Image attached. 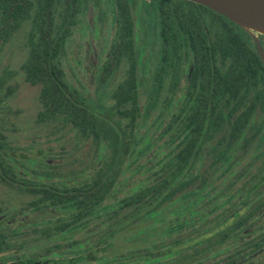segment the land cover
<instances>
[{
  "label": "flooded vegetation",
  "instance_id": "flooded-vegetation-1",
  "mask_svg": "<svg viewBox=\"0 0 264 264\" xmlns=\"http://www.w3.org/2000/svg\"><path fill=\"white\" fill-rule=\"evenodd\" d=\"M137 8L133 11H137ZM101 11L107 15L104 27L99 22L104 20L102 16H97L92 23L88 20L83 22V37L94 35L86 39L87 47L82 49L83 52L73 57L70 51L63 59L61 54L54 59L64 74L65 71L76 73L73 85L67 82L65 76L71 92L78 95L79 90L84 89L78 82L90 73L103 72L100 83L104 87L105 82L113 81L114 72L131 70L138 92L142 73L149 78L145 101L169 102L170 105L164 107L162 112L151 109L152 112L140 116L134 132L143 136L142 144H147L148 153L146 150L141 158L126 159L121 172L119 159L108 158L110 147L104 134L114 138L116 134L131 130L117 127L119 113L114 111L118 115L114 119L101 105L103 110L95 111L115 125L96 129L100 134L96 145L103 154L96 161L87 158L81 160L80 168L69 169L68 173L57 168L62 160L42 159L44 150L35 147L40 108L35 114L32 136L27 139H30L33 147L25 146L26 140L21 134L24 128H17L9 117L13 110L15 113L21 112L20 108L12 109L10 106V98L18 89V84L11 83L17 74L4 64L0 69V264H264V35L241 34L261 62L262 77L249 90L242 87V96L233 97L227 88L229 85H225L224 95L212 96L208 115L213 121L209 127L198 128L205 136L191 166L182 167L180 174L169 178H176L178 182L166 188L164 193L167 198L161 203L162 218L154 224L153 182L168 179L163 174H155L156 166L164 161L169 163V160H165L167 157L162 158L169 155L176 143L177 147L184 144L186 137L187 129L183 125L171 124L170 119L175 114V107H183L184 87L189 77L188 65L184 64L182 54L177 74H174L172 66L163 69L160 64L163 57L153 21L150 18L148 28L151 33H148L143 46L135 38L139 23L136 15L133 58L128 66L124 65L123 55L117 58L112 53L117 28L116 8L113 6ZM26 22L28 29L20 46L26 50L19 66L22 72L31 49L30 18L22 19L19 26L0 42L2 51ZM100 27L108 33V37H99ZM102 39L103 42L99 43ZM216 62L210 80L212 92L217 90L215 70L224 73L226 78L229 68L227 59L219 57ZM159 70H165V73L158 89L154 82ZM201 82L200 71L196 85V98L199 101ZM219 93H222V87ZM164 113L166 117L162 118ZM184 113L183 109L178 113L181 123ZM239 113L242 118L240 122ZM152 122L157 124V128L151 127ZM231 134H239L240 142H217L222 137L223 140L229 139ZM84 138L87 143L93 139L90 134ZM37 151L39 153L35 154ZM146 154L149 159L144 156ZM141 164H146V167L143 168ZM9 167L11 174H8ZM190 171L192 174H189ZM110 172L116 173V179L108 192L99 197L97 191L83 189L88 188L87 184L93 183L95 178L103 179ZM125 176L128 177L126 182L123 181ZM25 182L28 184L25 185ZM136 183L146 184L147 187L146 223L145 237L132 239L121 235L118 229V209L120 198L134 194ZM41 187L51 188L54 198L62 196L63 199L45 203L41 200ZM8 188L13 190L10 192L17 197L16 202L11 200L13 196L9 197ZM22 194L30 197L24 199ZM174 198L182 202L181 207L173 209L169 206ZM79 204L81 218L72 221L78 213ZM176 212L180 214L176 215ZM159 223L162 237L154 238L153 227Z\"/></svg>",
  "mask_w": 264,
  "mask_h": 264
},
{
  "label": "trees",
  "instance_id": "trees-1",
  "mask_svg": "<svg viewBox=\"0 0 264 264\" xmlns=\"http://www.w3.org/2000/svg\"><path fill=\"white\" fill-rule=\"evenodd\" d=\"M93 1L95 4L99 2V0H0V42L19 26L22 19L30 18L31 49L23 64V73L26 82L32 85H40L38 98L41 108L38 112V118L40 121H48L62 117L79 130V136L85 137L90 134L97 142L100 138L99 132L96 131L97 128L115 125L108 123L101 113H97L76 93L71 92L65 81L64 71L54 62V59L65 50L66 41L71 35L72 27L76 24L78 13L87 5L94 4ZM141 5L152 14L151 19L163 57L160 61L163 69L165 66H172L174 67L172 68L174 74H177L183 54L185 57L184 64L188 65V72H186L189 74L184 87L183 107H175V111H173L175 114L170 119L171 124L183 125L187 129L184 144L177 147L176 143V147L170 149L169 155L162 158L167 157L165 160H169V163L164 161L158 164L155 169V174H163L166 176L165 179L168 178L167 181L156 179L153 182L154 210L152 215L155 224L157 221L160 222L162 218L161 203L167 198V194L164 193L166 188L170 184L176 185L178 182L176 178H169L180 174L182 167L189 168L191 166L205 136L198 128L209 127L213 121L208 115L212 96L224 95L225 85H229L227 88L232 92L233 97L240 94L242 96L241 88L247 87L249 90L253 85H256L257 79L262 75L259 67L261 62L241 35L248 33L225 16L190 0H148ZM113 6L116 8L117 28L112 53L117 58L126 55L131 61L134 52L133 9L139 5L136 0H113ZM219 57L228 60L229 68L226 72V78L224 73L220 74L218 70H215L217 90L212 92L210 80L217 63L216 59ZM200 71L202 82L199 101L196 98V85L197 74ZM164 73L165 70L157 72L154 84L158 86V89ZM222 75L224 77L221 78ZM221 87L222 93H219ZM111 97L113 102L110 109L120 115L116 126L131 130L116 134L114 138L110 134H104L106 144L110 147L108 158L119 159L121 172L125 167L124 161L129 158L132 151L136 152V155L131 159H138L143 157V153H146L148 149L147 144H142V135L139 136L134 132L139 125L140 116L145 115L151 109L162 112L164 107H169L170 103L155 102L150 99L141 103L138 85L134 72L131 70L127 71L124 78L115 85ZM180 109L185 111L182 118L183 123L178 121ZM241 119L239 113L238 121L240 122ZM228 137L229 139L224 140L222 137L217 142L239 143L241 136L231 134ZM144 156L149 159L147 154ZM140 166L145 168L146 164ZM114 168L110 167V169ZM11 173L12 169L9 167L8 174ZM112 173L105 174L100 180L99 177L95 178L93 183L87 184L88 188L83 189L89 192L97 191L100 197L114 186L116 173ZM189 174H192V171ZM27 184L28 182H25V185ZM136 184L133 189L134 194L120 198L118 209L120 214L118 229L121 235L132 239L137 236L145 237V193L147 187L143 183ZM30 189L33 190V188ZM40 191L42 193L41 200H44L45 203L54 199H63L62 196L54 198L51 188L41 187ZM169 206L176 209L182 206V202L174 198ZM78 207V213L74 215L72 221L81 218V204ZM175 214H180V212ZM160 226L161 223L154 225V238L162 237ZM112 236L114 235L110 237Z\"/></svg>",
  "mask_w": 264,
  "mask_h": 264
},
{
  "label": "rangeland",
  "instance_id": "rangeland-1",
  "mask_svg": "<svg viewBox=\"0 0 264 264\" xmlns=\"http://www.w3.org/2000/svg\"><path fill=\"white\" fill-rule=\"evenodd\" d=\"M136 1L139 7L137 8V11L135 10L136 13L134 12V15H136L135 18L137 17V22L139 23L138 27L136 26L135 38L137 37L139 43H143V46H145V39H147V36L149 37V34L151 33V29H149L148 27L151 23L150 18L152 14L148 9L141 5L143 1L148 0ZM92 3H94V1ZM112 7L113 0H99V2L96 4L94 3L87 5L78 13L76 17V24L72 27L71 35L66 41L65 50L63 51V53H61L62 59L69 55L70 51L73 57L79 56V54L83 52L82 49L87 47L86 39H91L94 36L93 34H88L83 37V32L85 31V29L83 28V22L88 20L92 23L93 21H95V18L97 16H102L104 20H99V22H101L102 27H104L106 24L107 15L106 13L103 14L101 10L105 8L112 9ZM138 9L141 11L139 12ZM139 13L141 14L140 20ZM96 24L99 23H97L96 21ZM27 29L28 23L26 22L14 33L11 43L7 45L4 50L0 51V69L4 64H6L10 69L16 71L17 75L13 78L14 81L11 83L18 84V89L12 94L10 98V106L12 107V109L16 107L20 108L21 112L15 113V111L13 110L11 111V113H9V117L12 118V120L16 123L17 128H24L21 134L26 140L25 146L28 148H32L33 146L29 142L30 139H27L31 138L32 136V127L35 114L36 111L41 108V104L38 99L40 85L36 84L34 86H31L30 84H28L24 80V74L22 71H20L19 68L22 60L26 55V50H22L20 46ZM100 36L104 39L105 36L108 37V33H106V31L101 28L99 32V37ZM103 39L99 40V43H102ZM99 46L100 44L97 45L98 48ZM122 63L128 66V64L130 63V59L126 55H123ZM126 72L127 71L114 72L112 74L113 81L105 82L104 87L100 83V81H102L103 72L88 74L86 78L81 80L82 82H78L80 86L84 88L79 90V98L82 99V96H84L85 103L90 105L96 111L103 110L101 106L103 105L106 112L112 118L117 119L118 115L110 109L113 101L111 92L115 85L124 78ZM75 74L76 73H73L71 71H65L66 80L72 85L76 82L73 81ZM103 79H105L104 76ZM148 86L149 78L147 76H144L142 73L139 89L141 103L146 100ZM153 112H155V110ZM161 117H166V113H164ZM151 124V127L157 128V124H154V122H152ZM35 137L37 140V142L35 143V147L44 150L41 158H46L48 160H62L57 168L61 171H68V173L69 169H74L76 167L80 168L81 160L87 158L96 161V159H98L100 155L103 154L102 149H99V147L97 148V142L94 139H90L87 143L86 138L79 136V131L77 130V128L62 117H57L53 120L51 119L48 121H40L39 130L36 133ZM85 148L87 150H85ZM38 153V151L35 152V154ZM135 155L136 152L132 151L131 155H129V158L135 157ZM127 180L128 177L125 176V178H123V181L126 182ZM124 190H126L125 187ZM10 191L13 190L11 188H8L9 197L11 198L13 194ZM22 197L24 199H27L30 196L22 194ZM11 200H14V202H16L18 199L14 195Z\"/></svg>",
  "mask_w": 264,
  "mask_h": 264
},
{
  "label": "water",
  "instance_id": "water-1",
  "mask_svg": "<svg viewBox=\"0 0 264 264\" xmlns=\"http://www.w3.org/2000/svg\"><path fill=\"white\" fill-rule=\"evenodd\" d=\"M225 16L249 35H264V0H190Z\"/></svg>",
  "mask_w": 264,
  "mask_h": 264
}]
</instances>
